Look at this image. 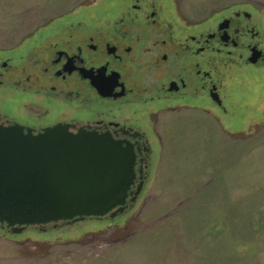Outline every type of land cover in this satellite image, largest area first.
I'll return each mask as SVG.
<instances>
[{"label": "rangeland", "instance_id": "obj_1", "mask_svg": "<svg viewBox=\"0 0 264 264\" xmlns=\"http://www.w3.org/2000/svg\"><path fill=\"white\" fill-rule=\"evenodd\" d=\"M101 1L0 0V58L18 63L38 32L70 28L71 16L102 12ZM178 1L203 19L233 2L264 6ZM254 71L231 85L227 112L163 114L133 208L22 234L0 229V264H264V66Z\"/></svg>", "mask_w": 264, "mask_h": 264}, {"label": "flooded vegetation", "instance_id": "obj_2", "mask_svg": "<svg viewBox=\"0 0 264 264\" xmlns=\"http://www.w3.org/2000/svg\"><path fill=\"white\" fill-rule=\"evenodd\" d=\"M100 3L70 28L38 32L18 63L0 58V126L109 133L134 145L136 187L141 175L146 185L163 114L227 112L231 85L264 66V6L233 2L203 19L178 0Z\"/></svg>", "mask_w": 264, "mask_h": 264}, {"label": "water", "instance_id": "obj_3", "mask_svg": "<svg viewBox=\"0 0 264 264\" xmlns=\"http://www.w3.org/2000/svg\"><path fill=\"white\" fill-rule=\"evenodd\" d=\"M56 125L35 134L0 126V225L29 228L115 219L142 195L134 145L80 128ZM142 173V172H140Z\"/></svg>", "mask_w": 264, "mask_h": 264}]
</instances>
